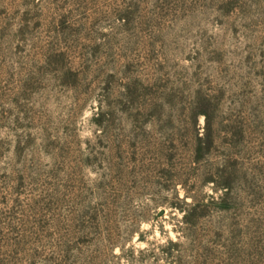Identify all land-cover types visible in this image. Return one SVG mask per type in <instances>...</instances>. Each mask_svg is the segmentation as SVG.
Returning a JSON list of instances; mask_svg holds the SVG:
<instances>
[{
	"label": "rangeland",
	"instance_id": "1",
	"mask_svg": "<svg viewBox=\"0 0 264 264\" xmlns=\"http://www.w3.org/2000/svg\"><path fill=\"white\" fill-rule=\"evenodd\" d=\"M0 264H264V0H0Z\"/></svg>",
	"mask_w": 264,
	"mask_h": 264
}]
</instances>
